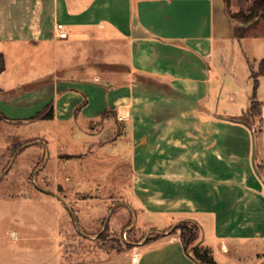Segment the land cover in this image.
<instances>
[{
  "label": "crops",
  "instance_id": "obj_1",
  "mask_svg": "<svg viewBox=\"0 0 264 264\" xmlns=\"http://www.w3.org/2000/svg\"><path fill=\"white\" fill-rule=\"evenodd\" d=\"M228 11L227 0H0V111L30 121L52 105L40 121L94 136L96 150L114 133L109 142L131 152L137 209L172 219L156 239L131 242L130 255L98 264H202L172 233L184 221L198 223V244L218 264L216 251L264 259V138L260 177L251 131L237 122L264 133V75L261 113H248L264 52L235 35ZM226 63L247 101L235 111L223 106L238 98L221 79Z\"/></svg>",
  "mask_w": 264,
  "mask_h": 264
},
{
  "label": "rangeland",
  "instance_id": "obj_2",
  "mask_svg": "<svg viewBox=\"0 0 264 264\" xmlns=\"http://www.w3.org/2000/svg\"><path fill=\"white\" fill-rule=\"evenodd\" d=\"M252 4L227 0L233 14L248 13ZM235 25L262 54L264 19L243 24L237 18ZM220 76L238 95L235 103L224 100L223 106L238 110L247 102L238 70L226 63ZM92 130H99L98 125ZM257 133L256 141L264 138ZM113 136L107 133L101 142L108 143L96 150L94 136L71 126L0 119V264L103 263L130 255L131 242L154 240L156 229L169 227L172 219L137 209L131 198V152L127 144L109 142ZM90 151L92 155L83 154ZM119 152L126 153L114 155ZM216 259L223 264L264 262L257 256L233 260L219 251Z\"/></svg>",
  "mask_w": 264,
  "mask_h": 264
},
{
  "label": "trees",
  "instance_id": "obj_3",
  "mask_svg": "<svg viewBox=\"0 0 264 264\" xmlns=\"http://www.w3.org/2000/svg\"><path fill=\"white\" fill-rule=\"evenodd\" d=\"M229 16L232 22L235 24V19L239 18L240 22L247 24L257 20L259 18L264 19V0H253V4L248 13L240 12L238 14H233L230 11ZM235 35L237 37H242L241 34L237 33V26L235 25ZM6 69V59L5 55L0 52V74ZM264 75V59L261 60L259 68L257 70H252L251 77L253 79V96L251 99V105L249 108V115L254 116L261 113V103L257 99V90L259 86V77ZM54 116L53 106L48 105L43 110L39 111L34 115L31 120L34 119H52ZM0 119H7V117L0 111ZM179 232L180 238L183 241V244L186 249H190L191 256L199 260L202 264H218L213 256V253L210 249L205 248L199 245L201 235V228L195 221H184L179 223L173 230L172 233ZM149 239H147V242Z\"/></svg>",
  "mask_w": 264,
  "mask_h": 264
},
{
  "label": "water",
  "instance_id": "obj_4",
  "mask_svg": "<svg viewBox=\"0 0 264 264\" xmlns=\"http://www.w3.org/2000/svg\"><path fill=\"white\" fill-rule=\"evenodd\" d=\"M237 122L245 125L251 131V134H252V164H253V168H254L255 172L257 173V175H259L261 177V174L259 172V169H258L257 164H256V160H255V157H256V142H255L254 129H253L252 125L250 123H248L247 121H245V120H239ZM106 224H107V222H106Z\"/></svg>",
  "mask_w": 264,
  "mask_h": 264
},
{
  "label": "built area",
  "instance_id": "obj_5",
  "mask_svg": "<svg viewBox=\"0 0 264 264\" xmlns=\"http://www.w3.org/2000/svg\"><path fill=\"white\" fill-rule=\"evenodd\" d=\"M57 29L59 30L58 36H59L60 38H65V37L68 36V32L65 30L63 24H58V25H57ZM189 253L191 254V252H189ZM132 260H133L134 262H136V261H137V256H134V257L132 258Z\"/></svg>",
  "mask_w": 264,
  "mask_h": 264
}]
</instances>
